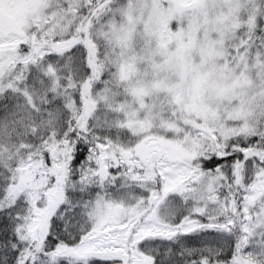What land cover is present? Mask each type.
I'll return each mask as SVG.
<instances>
[{
	"label": "snow or ice",
	"instance_id": "obj_1",
	"mask_svg": "<svg viewBox=\"0 0 264 264\" xmlns=\"http://www.w3.org/2000/svg\"><path fill=\"white\" fill-rule=\"evenodd\" d=\"M0 264H264V0H0Z\"/></svg>",
	"mask_w": 264,
	"mask_h": 264
}]
</instances>
